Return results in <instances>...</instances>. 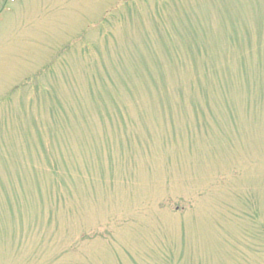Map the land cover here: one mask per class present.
I'll return each instance as SVG.
<instances>
[{"label": "rangeland", "instance_id": "374dc122", "mask_svg": "<svg viewBox=\"0 0 264 264\" xmlns=\"http://www.w3.org/2000/svg\"><path fill=\"white\" fill-rule=\"evenodd\" d=\"M0 264H264V0H0Z\"/></svg>", "mask_w": 264, "mask_h": 264}]
</instances>
